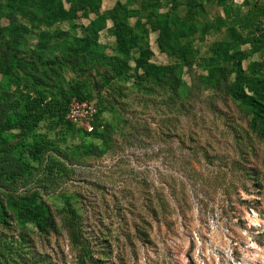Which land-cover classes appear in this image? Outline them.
Instances as JSON below:
<instances>
[{
  "label": "rangeland",
  "instance_id": "374dc122",
  "mask_svg": "<svg viewBox=\"0 0 264 264\" xmlns=\"http://www.w3.org/2000/svg\"><path fill=\"white\" fill-rule=\"evenodd\" d=\"M78 1L41 0L26 13L0 0V100L10 113L23 110L22 93H81L104 127L40 121L33 138L52 141L42 163L0 181L9 210L0 207V264H250L264 250V123L233 96L231 58L247 52L245 73L264 81V48L245 42L264 0H92L74 14ZM114 16L136 38L128 56ZM141 50L166 67L161 78L138 66ZM25 138L13 130L0 140L17 148L0 155L17 156ZM33 193L56 230L12 217L18 194Z\"/></svg>",
  "mask_w": 264,
  "mask_h": 264
},
{
  "label": "trees",
  "instance_id": "16d2710c",
  "mask_svg": "<svg viewBox=\"0 0 264 264\" xmlns=\"http://www.w3.org/2000/svg\"><path fill=\"white\" fill-rule=\"evenodd\" d=\"M11 4L14 3L18 9L28 10L26 13H30V9H39V5L41 6V0H8ZM195 1V0H193ZM92 0H79L78 4L72 5V11L76 14L81 9H86L85 5H89L88 7H93ZM195 5V2H193ZM41 10V9H40ZM264 12V7L262 14ZM263 16V15H262ZM62 19L65 18L63 14L60 16ZM36 18V17H35ZM262 19V18H260ZM39 20V19H38ZM115 32L117 36V44L118 50L120 53L128 56L133 49H135L136 38L132 33L129 37L125 36L124 22L118 16H114L113 18ZM95 22H92L87 27V33L84 39L90 46L91 43L94 44L96 35L93 36L95 31ZM261 27V20L258 26V29L253 34L251 38L248 39L249 42L255 51H259L264 48V33L259 32ZM184 31V30H182ZM94 39V40H93ZM16 43L19 42V35L15 38ZM170 41V40H169ZM171 45V44H170ZM173 46V45H172ZM174 47V46H173ZM219 48L216 49V53L220 55ZM148 51L141 50V57L137 58L138 66L144 68L146 71L150 72L152 76L156 78H161L165 74L166 67L155 66L153 64H149L147 62ZM248 55L245 51L236 52L234 56H232L231 60L233 65L236 67V78L235 84L232 87L233 96L242 100L246 104L252 107L253 111V122L256 123L257 120H260L264 123V81L256 78H252L248 76L243 67L242 60L246 58ZM21 63V62H18ZM22 64V63H21ZM114 66V63H112ZM14 65L9 64L5 70H10ZM117 69L116 66H114ZM1 69V68H0ZM119 72V70H118ZM36 81H42L39 78L35 79ZM248 92H252V95H249ZM76 98L80 100H87L88 97L81 93L76 94ZM22 100V108L18 115H14L12 112L11 106L7 105L5 100H0V139L5 138L9 133H11L15 129L20 130V134L25 137L28 136L30 138H25L26 144L20 146V150L17 153V156L10 155H0V181L4 179V181H8L11 183L16 182L18 179H21L27 176L30 170L35 166V164H41L43 156L45 155L46 149L51 146L52 141L45 137L39 136V139H34L32 134L36 129L40 121L44 118L45 115H50L53 118H57L59 120L58 123H70L75 126L76 124L70 121L67 118L68 106L70 101L72 100V96H65L64 99H57L54 97H49L47 99L44 94L41 93H22L20 96ZM8 107V108H7ZM9 109V111H8ZM101 108H97V113L95 115V120L93 121L94 130L91 132L86 131L89 134H96L101 131V128H104L103 124L100 123L99 117L101 114ZM84 130V129H83ZM5 136H4V135ZM7 134V135H6ZM100 134V132H99ZM2 142V143H1ZM10 146H17L12 144H5L0 140V151H6ZM49 167H52V172L55 173L56 170H61L60 164H55L54 162H50ZM13 198L17 196H12ZM18 201L15 204L14 212L12 217L15 216L18 218V221L25 224L27 222L33 223L34 227H36L40 231H47L49 229H57V223L52 217L51 209L42 202H37V197L35 193L33 194H18ZM12 200V199H11ZM2 209V216L7 217L9 210L6 205L1 202L0 205ZM7 215V216H6ZM146 237H148L146 235ZM102 264V263H95Z\"/></svg>",
  "mask_w": 264,
  "mask_h": 264
},
{
  "label": "built area",
  "instance_id": "2783aa9c",
  "mask_svg": "<svg viewBox=\"0 0 264 264\" xmlns=\"http://www.w3.org/2000/svg\"><path fill=\"white\" fill-rule=\"evenodd\" d=\"M259 32L264 33V12ZM96 113L97 108L93 102L74 97L69 103L67 118L77 125H84L85 129L91 132L94 130L93 121L95 120Z\"/></svg>",
  "mask_w": 264,
  "mask_h": 264
},
{
  "label": "bare ground",
  "instance_id": "6f19581e",
  "mask_svg": "<svg viewBox=\"0 0 264 264\" xmlns=\"http://www.w3.org/2000/svg\"><path fill=\"white\" fill-rule=\"evenodd\" d=\"M254 217H256V216L254 215ZM254 220L257 223V221H258L257 218H254ZM215 243L218 247L222 248L223 250L228 249V246H227L228 241L222 242L221 237H219V236H218L217 240L215 241ZM221 245H223V246H221ZM256 251H257V253L254 255L253 258L246 257L244 259L246 260V262H248L250 264H256L258 262L261 264H264V250H256ZM208 254L210 255V251H208ZM207 264H211V263H207Z\"/></svg>",
  "mask_w": 264,
  "mask_h": 264
},
{
  "label": "flooded vegetation",
  "instance_id": "af4514ba",
  "mask_svg": "<svg viewBox=\"0 0 264 264\" xmlns=\"http://www.w3.org/2000/svg\"><path fill=\"white\" fill-rule=\"evenodd\" d=\"M233 264H236V263H233Z\"/></svg>",
  "mask_w": 264,
  "mask_h": 264
}]
</instances>
